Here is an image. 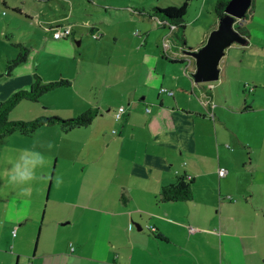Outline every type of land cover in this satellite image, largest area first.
<instances>
[{
    "label": "crops",
    "instance_id": "obj_1",
    "mask_svg": "<svg viewBox=\"0 0 264 264\" xmlns=\"http://www.w3.org/2000/svg\"><path fill=\"white\" fill-rule=\"evenodd\" d=\"M252 4L242 25L249 37L244 46L238 44L242 56L231 59L235 50H228L216 87L195 82L190 57L185 69L177 65L189 78L170 81L178 92L170 96L173 101L157 94L156 106L148 92L138 101L132 85L118 105H127L121 120L113 114L114 124H107L97 107L93 123L76 128L81 146L71 158L61 154L57 141L54 149L48 147L49 136L60 131L57 126L22 135L30 139L19 141L24 148L49 152L50 158L29 183H13L9 174L0 180L8 200L0 205V264H264V96L250 101L245 81L228 71L230 66L264 68V0ZM218 24L217 19L212 30ZM65 25L60 19L55 27ZM168 48L171 59L185 61L187 51L175 44ZM230 79L238 84L229 97ZM85 103L88 109L91 103ZM77 105L51 108L48 116L73 118L85 111L75 113ZM221 168L227 170L224 177L218 174ZM181 177L192 181V199L160 202L162 188ZM66 207L76 211L64 215ZM65 220L76 230L62 238L59 226ZM96 233L107 241L94 242ZM91 244L93 255L85 253Z\"/></svg>",
    "mask_w": 264,
    "mask_h": 264
},
{
    "label": "rangeland",
    "instance_id": "obj_2",
    "mask_svg": "<svg viewBox=\"0 0 264 264\" xmlns=\"http://www.w3.org/2000/svg\"><path fill=\"white\" fill-rule=\"evenodd\" d=\"M186 1V29H181L178 34L170 31L168 25L163 26L153 16L155 8L181 5ZM215 2L216 0H0V102L18 91L30 89L37 74L44 83L62 77H75L77 82L51 91L45 95L48 97L42 96L37 102L22 100L9 113L10 120L28 121L39 116L49 117V109L65 108L73 105V102L78 104L77 113L80 109L87 110L85 102L88 101L91 103L88 109L99 107L107 124L112 126L114 121L110 115L119 108V104H124L126 93L132 89V85L138 101L148 92L153 99L152 103L158 106L157 94L169 95L167 92L161 93V88L178 94L170 81L175 83L179 76L181 79L189 78L185 72L179 73L178 68L181 66L185 69L184 66L192 61L187 52L184 62L171 63L172 51L168 50V46H182L184 41L191 49L201 45L205 35L213 31L212 27L217 21L213 11ZM60 19H65L73 28V34L67 40H55L50 31ZM93 27L99 29L100 38H93ZM238 44L232 43L227 47L222 59L227 56L230 48L235 50L230 53L231 59L242 56L244 45ZM23 46L30 50L28 60L8 74L9 62L18 56ZM81 58L84 62L78 67ZM228 71L233 78L239 76L245 81L246 98L250 101L263 98L264 68L240 69L230 66ZM218 81L219 79L213 81L209 86L214 88ZM237 84L238 82L230 79L227 84L230 88L229 97ZM217 91L218 97L224 99L223 89L219 86ZM169 98L173 101L170 95ZM197 100L200 101L198 98ZM202 108L204 109L203 105ZM209 116L208 112L206 121L210 123ZM56 128L60 130L57 136H49L53 149L57 141L64 148L61 154L66 159L71 158L81 146V131L75 129L61 133L59 126ZM33 138L39 139V134ZM20 140L30 139L14 133L0 141V180L6 179L12 168L11 162H17L22 151L27 149L24 144L19 143ZM33 151L39 153L44 161L50 158L49 152L38 148ZM61 164L59 161V166ZM54 166V162L50 163V167ZM4 192V188L0 186V205L8 203ZM47 197L45 194L46 202ZM15 201L22 205L18 199ZM83 210L78 208L77 212L82 213ZM75 211L74 207H66L62 214ZM95 215L97 218L100 216ZM66 222L68 221L60 222L59 232L62 238H65V234L72 236V231L76 230ZM102 241H107V237L105 239L103 234L100 236L96 233L94 242L100 244ZM94 251L95 246L91 244L85 253L93 255ZM99 251L101 250L98 249Z\"/></svg>",
    "mask_w": 264,
    "mask_h": 264
},
{
    "label": "trees",
    "instance_id": "obj_3",
    "mask_svg": "<svg viewBox=\"0 0 264 264\" xmlns=\"http://www.w3.org/2000/svg\"><path fill=\"white\" fill-rule=\"evenodd\" d=\"M229 1L230 0H216L215 4L213 5V11L218 20L226 15L225 8ZM187 7L188 2L186 1L181 5H171L163 8H155L153 10V16L156 17L157 20L162 22L163 26L168 25L170 31L178 34L181 29H186L185 15L187 13ZM235 28L245 38L249 37V31L246 27L236 26ZM92 33H94V31H92ZM176 46L187 52L196 51L187 47L185 41L183 42L182 46ZM29 52V48L24 46L21 48V52L18 54V56L9 62L8 74H11L17 66L28 60ZM170 61L182 62L177 59H170ZM70 85L71 81L65 78H60L56 81H49L47 83H44L42 81V78L36 74L35 80L30 89L18 91L7 100L0 102V141L14 133H19L24 136H32L44 126L57 125L62 130V132L68 133L78 127H86L91 125L99 115L98 108L87 109L77 117L69 119H64L57 116H39L28 121L9 119V113L11 112V110L22 100L37 102L43 95L60 87H68ZM192 196V181H186L184 177H181L175 184H170L162 188L159 201L163 203L188 201L192 199Z\"/></svg>",
    "mask_w": 264,
    "mask_h": 264
},
{
    "label": "water",
    "instance_id": "obj_4",
    "mask_svg": "<svg viewBox=\"0 0 264 264\" xmlns=\"http://www.w3.org/2000/svg\"><path fill=\"white\" fill-rule=\"evenodd\" d=\"M252 6V0H230L225 8L226 15L219 19V24L206 41L196 51L188 52L195 61L196 70L193 78L196 83L213 82L219 79V64L225 50L232 43L246 44L247 39L235 28L242 26Z\"/></svg>",
    "mask_w": 264,
    "mask_h": 264
},
{
    "label": "clouds",
    "instance_id": "obj_5",
    "mask_svg": "<svg viewBox=\"0 0 264 264\" xmlns=\"http://www.w3.org/2000/svg\"><path fill=\"white\" fill-rule=\"evenodd\" d=\"M48 147L50 149L52 145L49 144ZM44 164V158L39 153L25 149L9 172L10 180L16 184L29 183L36 178V168ZM60 182L58 179L57 183Z\"/></svg>",
    "mask_w": 264,
    "mask_h": 264
},
{
    "label": "built area",
    "instance_id": "obj_6",
    "mask_svg": "<svg viewBox=\"0 0 264 264\" xmlns=\"http://www.w3.org/2000/svg\"><path fill=\"white\" fill-rule=\"evenodd\" d=\"M53 29V38L55 39H68L70 38V36L72 35V30L73 28L70 25H65L63 27H52ZM101 37V33L100 32H94L93 33V38L98 39ZM160 92H167L170 96L173 95L172 91H168L166 89L161 88ZM146 111L149 112L150 109L149 107L146 108ZM126 112V108L121 106L119 108H117L114 111V118L116 121H119L123 118L124 114ZM218 174L220 177H224L227 174V170L224 168L219 169Z\"/></svg>",
    "mask_w": 264,
    "mask_h": 264
}]
</instances>
